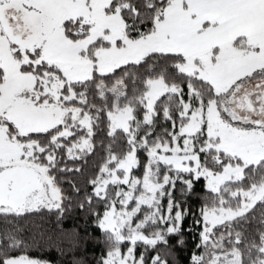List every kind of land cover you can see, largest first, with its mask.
Returning a JSON list of instances; mask_svg holds the SVG:
<instances>
[{
  "label": "snow or ice",
  "instance_id": "6c2138e0",
  "mask_svg": "<svg viewBox=\"0 0 264 264\" xmlns=\"http://www.w3.org/2000/svg\"><path fill=\"white\" fill-rule=\"evenodd\" d=\"M73 195L107 264H264V0H0V212Z\"/></svg>",
  "mask_w": 264,
  "mask_h": 264
},
{
  "label": "trees",
  "instance_id": "16d2710c",
  "mask_svg": "<svg viewBox=\"0 0 264 264\" xmlns=\"http://www.w3.org/2000/svg\"><path fill=\"white\" fill-rule=\"evenodd\" d=\"M62 187L71 191L66 179H62ZM189 204L194 210L199 206L196 197ZM191 224L189 217L185 227ZM188 240L180 254L183 259L177 264H188L194 247L191 236ZM113 243L111 234L101 228L95 211L84 208L75 195L66 199L62 207L36 204L0 212V259L6 264L19 256L50 264H106Z\"/></svg>",
  "mask_w": 264,
  "mask_h": 264
},
{
  "label": "rangeland",
  "instance_id": "374dc122",
  "mask_svg": "<svg viewBox=\"0 0 264 264\" xmlns=\"http://www.w3.org/2000/svg\"><path fill=\"white\" fill-rule=\"evenodd\" d=\"M11 211H17V210L4 209L2 211V213H5V212L8 213V212H11ZM21 259H23L26 262V264H27V262H32V264H50V263H47V262H42V261H39V260L30 259L27 256H19V257H16V258H12V259L8 260L7 264H12L13 260H21ZM105 262L107 264V260Z\"/></svg>",
  "mask_w": 264,
  "mask_h": 264
},
{
  "label": "water",
  "instance_id": "95a60500",
  "mask_svg": "<svg viewBox=\"0 0 264 264\" xmlns=\"http://www.w3.org/2000/svg\"><path fill=\"white\" fill-rule=\"evenodd\" d=\"M12 210H17V209H12Z\"/></svg>",
  "mask_w": 264,
  "mask_h": 264
},
{
  "label": "flooded vegetation",
  "instance_id": "af4514ba",
  "mask_svg": "<svg viewBox=\"0 0 264 264\" xmlns=\"http://www.w3.org/2000/svg\"><path fill=\"white\" fill-rule=\"evenodd\" d=\"M31 206H33V205H31Z\"/></svg>",
  "mask_w": 264,
  "mask_h": 264
}]
</instances>
